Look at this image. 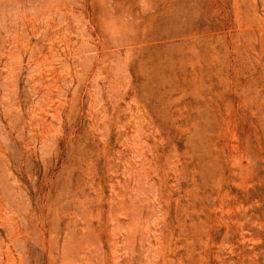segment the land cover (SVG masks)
<instances>
[{"label": "rangeland", "instance_id": "374dc122", "mask_svg": "<svg viewBox=\"0 0 264 264\" xmlns=\"http://www.w3.org/2000/svg\"><path fill=\"white\" fill-rule=\"evenodd\" d=\"M0 264H264V0H0Z\"/></svg>", "mask_w": 264, "mask_h": 264}, {"label": "bare ground", "instance_id": "6f19581e", "mask_svg": "<svg viewBox=\"0 0 264 264\" xmlns=\"http://www.w3.org/2000/svg\"><path fill=\"white\" fill-rule=\"evenodd\" d=\"M65 24V23H64ZM42 34V33H41ZM97 37V36H96ZM63 38V37H62ZM98 43V42H97ZM125 48V47H124ZM115 51V50H114ZM113 52V51H112ZM77 85V84H76ZM79 92V91H78ZM122 94V93H121ZM117 97V96H116ZM67 102H69V101H67ZM56 136V135H55ZM127 206V205H126Z\"/></svg>", "mask_w": 264, "mask_h": 264}]
</instances>
